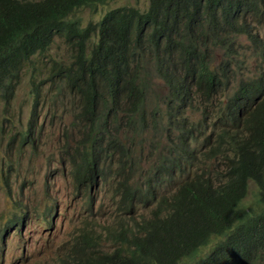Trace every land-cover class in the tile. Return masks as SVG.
<instances>
[{
	"label": "trees",
	"instance_id": "obj_1",
	"mask_svg": "<svg viewBox=\"0 0 264 264\" xmlns=\"http://www.w3.org/2000/svg\"><path fill=\"white\" fill-rule=\"evenodd\" d=\"M108 1L0 0V97L4 103L13 99L29 65L32 114L37 113L40 102L43 73L51 82L64 83L68 90L76 87L81 96L76 102L75 122L84 123L76 125L85 141L74 157L70 148L69 157L76 166L74 178L88 187L110 185L109 168L118 137L109 136L108 124L113 120L111 112L122 102L97 92L98 75L104 73L111 83L127 91L132 103L128 105L131 112L122 117L129 145L116 155L117 191L122 201L117 202L118 214L132 213L138 201L153 204L152 198L162 185L175 186L171 194L160 197L147 216L140 213V219L131 223L121 218L126 224L123 227L116 222L118 229L109 225L107 234L117 243L113 251H92L77 256L72 264H179L193 249L165 256L164 236L174 238L177 231L189 227L194 229L195 239L225 232L243 246V251H227L232 257L217 253L192 264H264V71L241 80L236 93L227 97L235 105L232 123H223L221 115L211 119L208 113L188 126L179 125L174 120L182 106L177 99H185L186 84L201 88L209 100L225 83V68H221L222 74L217 73L205 60V54L209 55L206 47L215 33L206 29L221 27L216 14L218 0H149L142 11L118 6L83 25L72 15L77 9L94 10ZM238 30L249 32L243 24ZM94 36L95 41L91 40ZM253 39L264 62V39ZM56 41L65 43L71 61L48 57L42 66L34 64V58L40 54L45 57L43 53ZM129 64L138 76L127 75ZM226 73L225 80L231 82L232 70ZM155 79L163 83L164 115L155 118L160 113L157 108L151 117L172 142L158 152L157 164L135 181V162L142 156L133 140L141 133L139 115L133 116V112L144 107L146 93L148 97L159 96ZM64 88L56 87L57 96ZM99 100L108 111L97 110ZM33 128L29 125L28 130H15V135L36 145L39 134ZM210 159L223 171H210ZM249 182L256 188L251 205L244 203ZM161 212L163 216H158ZM12 221L19 224L22 219ZM232 227L235 230L228 231ZM92 235L83 234L82 240L90 243Z\"/></svg>",
	"mask_w": 264,
	"mask_h": 264
},
{
	"label": "rangeland",
	"instance_id": "obj_2",
	"mask_svg": "<svg viewBox=\"0 0 264 264\" xmlns=\"http://www.w3.org/2000/svg\"><path fill=\"white\" fill-rule=\"evenodd\" d=\"M148 2L149 0H109L94 10L90 8L77 9L72 15L79 18L83 25L89 20H97L105 10L118 6L144 10L148 6ZM253 25L257 28L254 29V33L260 38H264V23L254 22ZM96 39V36L91 38L93 41ZM239 42L245 46L250 44V39L241 35ZM247 54L248 60H243L242 67L236 70L235 75H231V83H225L222 86L226 92L238 87L243 78L256 74V70L253 68V58L256 55L251 56L250 50ZM43 55L45 56L43 58H41V54L37 55L33 60L34 64L42 66L48 57L54 60L68 61V49L60 42L53 43ZM211 56L210 66L216 67L219 65V61L227 59L229 52L216 47L212 50ZM235 59L230 58V61ZM30 68V65L27 66L25 71L28 72L22 76L19 85L15 88L12 100L4 103L0 97V127H3L0 132L2 134L0 137V223L3 219L9 218L15 213H24V211L27 222L21 226L24 235L22 240H20L21 234L12 233L13 227L8 228L11 234L5 233L4 239H0V264H11L14 259L17 260L15 264H19V262L22 264H57L63 249L71 253L75 250L74 246L78 245V241L81 243L80 237L78 238L79 229L84 225L91 229V231L87 229L89 233L92 232L99 236L98 241L95 239L92 243L90 241L89 245L82 246L86 249L87 254L91 250L113 251L117 243L105 236L101 225L116 221L124 227L126 223L121 221V218L129 223L132 222V219L138 221L140 213L148 212L150 208L138 204L132 213L122 215L124 217L118 214L117 202L122 201L117 192L120 178L117 173L116 161L111 162L109 168L111 175L108 178L112 177L109 188L103 184V190L92 189V201H82L80 196L74 194L65 148L78 149V146L85 141L77 126L84 125V123L75 122L76 111L67 101L70 99L68 94L66 95L67 99L60 96L56 101L48 99L43 103L39 102L38 111L32 116V96L29 89ZM151 69L153 68L151 67ZM43 76L46 74L43 73L41 77ZM64 91L66 92L68 89L65 88ZM158 92L159 96L148 98L146 109L142 108L139 113L141 133L136 136L134 142L140 146L142 160L135 162V175L132 179L135 181L141 180L143 174L157 164L158 152L163 149L165 144L172 142V137L166 138L167 132L161 129L155 121V118L159 119L164 115V109L160 102L161 92ZM157 108H160V113L156 114L155 118L151 117ZM197 113V111H187L186 114L190 119H193L198 117ZM31 120L32 123L34 122L33 131L39 134L36 147L28 141L20 144L18 138L13 140L8 147V136L11 135L8 130L24 129L25 126L31 125ZM113 123L117 124L116 120H109L108 133L119 137L122 141V146L115 148L117 155L128 147L129 142L124 135L129 133L125 129V124L115 128ZM143 155H145L144 160ZM212 164V159L207 161V165ZM214 164L207 168L210 171H223V168L217 165L216 160H214ZM56 172L61 174H56ZM255 189V185L251 182L244 199L245 204L254 203ZM51 205L53 207L51 221L49 220V223L39 221V218L43 216V209ZM34 218H36L35 221H33ZM107 226L104 224L103 227ZM112 227L119 228L118 225ZM75 234L77 237L71 243ZM186 264L188 263L186 262Z\"/></svg>",
	"mask_w": 264,
	"mask_h": 264
},
{
	"label": "clouds",
	"instance_id": "obj_3",
	"mask_svg": "<svg viewBox=\"0 0 264 264\" xmlns=\"http://www.w3.org/2000/svg\"><path fill=\"white\" fill-rule=\"evenodd\" d=\"M217 4L218 6H217L216 14L219 17L221 27L219 29H213V30H211L208 27L206 29L207 31L215 32L208 42L209 48H207V52L209 55L205 54V60L207 62L208 67L211 70H214L216 68V70L214 71L217 73H219V70H220V74H222L223 72L221 68H225V73H224L225 77H223L222 79L223 81H225V83L229 84L231 82L225 80V78L228 76V73L226 72H229V70H232V74L235 75L236 70L242 67L243 60H246V61L248 60L249 56L247 52L250 50L251 56L256 55V57L253 58V61H254L253 68L256 70V74L254 75H257L259 72L264 71V62L261 61V54L255 51L254 49L255 41L253 39L254 37H256L257 41L264 39V38H260L257 34L254 33V29H257V28L253 25L254 22L264 23V0H218ZM241 24L248 25L249 32H246V33L240 32L238 29L241 26ZM228 27H233L234 29H228ZM260 31L263 32V30H260ZM241 35L247 36L250 39V44L242 46V44L239 42ZM56 42H59V41H56ZM60 43L66 47L64 42L61 41ZM216 47H220L223 50H228L229 56L227 57V59L221 62L219 61L218 66L211 67L210 66L211 61H212L211 52ZM67 56H68V61L62 60L65 63H69L71 61V56H70L69 51H68ZM230 58H236V59L233 61H230ZM225 64L227 65L224 67ZM130 68H131V65L129 64L128 70L130 72H128L127 75L130 77H131V74L138 76L135 72H131ZM135 69L137 70L136 67ZM42 78H45V80L43 81V84L40 89V94H39V101L41 103H43L44 101L48 99L50 101H56L60 96L66 98V95L68 94L70 95V99L69 100L67 98L66 99L70 104H72V107L75 108V111L77 112L78 109H77L76 102L78 103L77 100L81 98V96L77 95L78 90L76 87L74 90H73V87H71V90H68L66 92L63 90V92L57 96L56 87L60 85L61 88H64V83L59 82V80H57L56 82H51L50 80L47 79V76L42 77ZM155 82L157 83L158 91L161 92L160 102L162 106L164 107V104L162 103V96L164 94V90L161 86L163 84L162 80L155 79ZM225 83L223 85H225ZM222 86L218 87L216 91L212 92L208 100V99H205V93L201 88H198L192 84H186L184 88L185 89L184 90L185 99L183 100L182 97H178L177 99L178 103L182 105L180 107L179 114L176 115L174 119L177 122V124L188 126L198 121L202 115H205L208 113H211V119H213V117L221 115L223 123L225 124L232 123L234 121L235 111H233V108L235 109V105L233 103H230V100L227 99V97L233 96L236 93L235 89H237V87L234 90L226 92V89H222ZM65 88L68 89V86H65ZM96 88H97V92L101 93L103 97L105 96V94L107 98H110V96L113 95L115 99H119L120 102H122L120 103L119 108H116L114 111L111 112L112 114L110 118H113L114 121L116 120L117 124L113 123V125H115L114 126L115 128L117 125H119L117 127H120V125H123L122 117L124 114L131 112V109L129 108L128 105H132L131 100L127 97V91H123L119 89L117 85L111 83L106 78L104 73L98 75ZM29 89L31 93L30 81H29ZM31 96H32V93H31ZM148 98L150 97H148L147 93L145 94L144 100L142 98V104L144 103L143 110L146 109ZM232 101H235V100H232ZM98 103L100 104V106H97V110L99 112H102V111L105 112V110L108 111V108L104 105L103 102L99 100ZM31 110L33 111V105L31 106ZM141 110L138 112H133V116L139 115ZM187 111H197L198 117L190 119L188 115L186 114ZM241 112L243 111H240L239 114ZM32 116H34V114H32ZM117 117L118 119H116ZM33 124L34 122L32 123V120H31V126ZM28 126H25V128L21 130H25V129L28 130ZM15 130H20V129L8 130V133H11V135L8 136L9 137V140L7 142L8 147H10L11 142H13V140H15L16 138L19 139V136L15 135ZM1 135L2 134L0 133V137ZM109 136L114 137L113 135H109ZM136 136L137 135L134 136L133 140H136ZM124 137H126V135H124ZM114 138L116 139V137ZM18 141L20 144L28 141L34 147H36V145H34L32 141H29V140H25V141L18 140ZM121 142H122L121 139L118 137V141L113 147V150H114L113 156L115 157L114 159H112L113 162L114 161L117 162L115 148H118ZM65 151H66V154L69 160V171L68 172L71 178L70 180L74 187V190H73L74 194L80 196L82 201H92L93 200L92 195H91L92 189L97 188L99 190L100 189L103 190L105 185L101 187L99 185L88 187L89 185L86 186L84 185L83 182H78L74 178V172H75L76 166L74 165L73 161L69 157L70 149L65 148ZM75 154H76V149H73L72 156L74 157ZM56 174H61V173L56 172ZM111 179L112 177L109 180ZM250 183L251 182H249V185ZM174 190H175V186L162 185V187L158 188L156 197L152 198L153 204L149 203V204L143 205V201H138L134 208H136V206L140 204V206L142 207L143 206L147 208L153 207V210H152L153 212L155 208L157 207V201L160 199V197L167 196L171 194ZM52 209H53L52 205L50 207L46 206L43 209V216L39 218V221H42L44 223H49L48 221L49 220L51 221L52 219L51 217ZM258 211L259 209L257 210V212ZM163 214L164 213L161 212L158 216H163ZM143 215L147 216L148 212L147 211L143 212ZM15 217L21 218L22 222H20L19 224H16V222L12 221V219H14ZM35 220L36 218L33 219V221ZM26 223L27 222H26L25 211L24 213H20V212L15 213L11 217L3 219V221L0 223V239H4L5 233L11 234L8 228L13 227L12 233L21 234L20 240H22L24 238V235L22 234L23 229L21 228V226L25 225ZM104 224H107L108 226L104 228L103 227ZM109 225L111 226L116 225V221L103 223L101 225V228L105 232V236L109 239H112V237L107 234ZM87 229L91 231V229L88 228L87 225H84L83 227L79 229L80 233H79L78 238L80 237L81 243L77 240L78 245L74 246L75 250L71 253L66 251V249H63L60 253L59 263L57 264H72V262L77 261V258H78L77 256L88 255L86 253V249L82 247V246L89 245V241L84 242L82 240V235L83 234H87L88 236L92 235L91 233L87 231ZM233 230H235L234 227L228 229V231H233ZM194 233H195L194 229L192 227H189L188 229L177 231L175 233L174 238H169V237L164 236L165 256L171 257V256H175L176 253L180 251H190L193 249L188 254L189 257L183 258L182 262L179 263V264H186L187 262L188 264H192L193 261L201 262L203 260H206L209 256H212V255L216 256L217 253H222L224 255H230L228 254L227 251L235 250V252H237L238 249H240L239 251H243V246H241V244H238L237 243L238 241L235 240L233 236H232L233 239L229 238L228 233L214 232V233H209L197 239H195ZM76 237L77 236L75 234L71 243H73ZM98 237L99 236L97 235L93 236V240H91V243L95 239L98 241ZM113 240L116 242L115 239ZM229 245H231V249L227 248ZM92 251H97V250H91L89 254H91ZM65 261H67L68 263H66ZM15 262H17V260L14 259L13 263L11 264H15ZM19 264H22V263L19 262ZM257 264H263V263L258 262Z\"/></svg>",
	"mask_w": 264,
	"mask_h": 264
}]
</instances>
